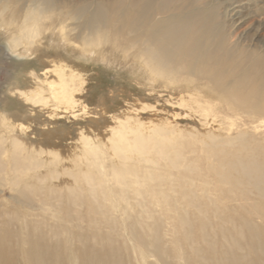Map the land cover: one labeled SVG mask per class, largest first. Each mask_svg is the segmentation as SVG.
I'll return each instance as SVG.
<instances>
[{
  "label": "bare ground",
  "instance_id": "bare-ground-1",
  "mask_svg": "<svg viewBox=\"0 0 264 264\" xmlns=\"http://www.w3.org/2000/svg\"><path fill=\"white\" fill-rule=\"evenodd\" d=\"M193 3L100 0L93 8L88 0H0V74L7 70L8 79L0 95V264H182L179 260L185 264H264V244L258 242L264 229L253 226L251 216L235 220L234 210L227 214L230 227L225 228L224 216L219 229L211 232L213 225L205 215L212 213L220 219L224 201L235 204L242 198L204 196L211 210L202 209L197 198L206 188L201 194L191 189L197 180L187 174L192 163L178 149L175 129L166 123L146 131L140 117L129 112L123 117L111 115L115 124L105 127L107 110L92 109L88 103L78 108L75 79L81 75L72 73L74 67L56 52L62 44L91 55L96 49L107 67L119 61L140 65L146 69L149 86L160 83L171 97L188 91L206 116L217 107L226 117L247 116L252 123H261L264 51L231 46L217 7ZM71 20L80 22L70 24ZM2 43L18 59L25 52L38 62L42 57V68L28 67L22 72L28 78L17 80L14 66L3 61L12 55ZM48 46L56 55L49 53ZM13 97L18 105L15 110L8 107ZM185 100L180 98L182 105ZM87 117V123L77 122ZM67 119L77 131L75 137L69 136L70 145L58 142L63 138L58 137L59 122ZM208 134L211 139L216 136L212 129ZM103 135L107 138L102 139ZM243 148L253 156L236 150L232 157L221 159L227 170L223 183L230 191L244 185L254 188L259 195V201L252 204L256 209L264 203V161L254 159L251 145ZM231 170L238 172L234 179ZM33 197L39 209H59L58 214L51 212L57 216L55 222L31 218L26 210L19 214L20 207L34 208ZM183 203L202 214L205 211L204 216L182 214L179 205ZM74 206H84L85 213ZM161 206L178 216L185 241L195 239L197 224L205 232L202 238L207 245L212 236L223 238L221 254L209 258L202 246L190 245L187 257L180 252L173 255L158 233L164 227V215L155 218L153 213ZM118 209L125 219L136 218L126 227L137 246L126 239L118 243L120 237L125 238L118 228ZM135 209L140 210L133 215ZM146 219L153 224L144 223ZM243 229L252 230L249 242L239 237ZM217 255L219 259H211ZM153 257L155 263L150 261Z\"/></svg>",
  "mask_w": 264,
  "mask_h": 264
},
{
  "label": "rangeland",
  "instance_id": "rangeland-1",
  "mask_svg": "<svg viewBox=\"0 0 264 264\" xmlns=\"http://www.w3.org/2000/svg\"><path fill=\"white\" fill-rule=\"evenodd\" d=\"M101 1L111 3L113 0ZM88 2L92 4V7H96L100 0H88ZM188 2L190 5H193V2H195V5L200 7H217L218 14L222 21L223 30L228 33V41L231 46L238 50L247 49L261 52L264 51V0H185V3ZM60 9H64V7H60ZM69 22L70 24H77V22L80 21L71 20ZM2 44L6 46L7 53L12 55L11 59H6L4 57L3 61H5L6 64L14 66L16 69L15 75L18 74L16 78L17 80L24 81L27 75L22 72H24L25 69H28V67L29 69L34 67L36 69L42 68L40 64V62H42L41 60H43L42 57L38 59L40 61L38 62L35 61L36 59L33 60L34 58L32 55L28 56L25 52V54L21 55V58L18 59L6 43ZM106 46L107 45H105V47ZM63 47H66V45L62 44L61 49L56 52L63 57L69 65L74 67L75 71L72 73H78L81 75L80 79H75L78 91L76 96L78 98L77 103L79 104V109H81L84 104L88 103L89 107L92 109L103 108L107 110L109 113L106 114L105 117L108 120L105 124L102 123V125H105L107 128L108 125L111 126L115 124V120L111 119V115L123 117L125 112L132 113L135 117H140L143 126L145 125L144 127H146V131H150L155 125L167 123L171 128L175 129V134L173 136L176 139L178 149L180 148L183 158H186L189 163H192V171H189L187 174L194 177L197 182L194 186H191V189L193 191L198 190L197 192L201 194V189H204L203 187L206 188V193H202L203 195H199L200 197L197 198L201 199L202 209L205 210L207 207L208 210H211V207L205 205L208 202V196L232 197L238 200L242 198L240 202L238 201V203L236 202L235 204L233 201L229 203L228 201H224L226 203H222L219 208V211H222L220 219L215 218L212 213H210L209 216L208 214L205 215V218L213 225L211 232L215 229H219L217 224L224 222V220L227 222L225 228L230 227L232 222L230 218L227 217V214H232L234 210L237 211V215L234 218L235 220L243 218L242 221H244L245 217L251 216L255 223L253 226L257 225L260 229H264V219L261 218L263 216L262 214H264V203L261 202L258 204L256 209L252 207L253 203L259 201L257 191L254 188L245 185L241 186L242 188L240 189L238 187H233L230 191L229 186L223 183V181H226L227 172L225 173V171L227 170L221 163V159L227 156L232 157V153L236 150L241 151L244 156H253V154L243 148L244 145L247 146L248 144L253 147L250 152L254 151L256 157L254 159L258 162H263L264 121L261 123H252L249 117L236 116L235 114L226 117L227 114L220 109H217V107H215V109H210L206 116L203 114V109L190 97L188 91L183 92V94L181 93L182 95L175 94L171 97L168 95V90L166 91V89L159 86L160 83L150 87L148 79L146 78V69H142L138 64L128 66L119 61L113 62L111 66L107 67L106 64L98 58L99 53L96 49L92 51L93 54L91 55V52L84 53L70 45H68L65 50ZM48 49L49 53L54 54V51L49 48V46ZM25 58H29V60L26 61V65L24 64V66H20L19 63H22ZM44 66V68H47L45 64ZM138 68H140L141 72ZM5 72H7V70L4 69L0 74V95L4 93L7 88L8 79L5 76ZM196 83L200 84L201 82L200 80H197ZM181 97L186 99L183 105L180 101ZM196 97L203 99L201 96ZM15 100L16 99L13 97V102L10 101L8 103V107H10L11 110H15L18 106ZM88 119V117L85 119L80 118L77 122L87 123ZM134 120L135 119L133 118L131 120L133 124H135ZM59 123L61 126L59 129H62L58 130V137L63 138H59L58 142L61 143V141H64V145H70L71 138L69 136L75 137L77 131L73 130V125H71V122L68 119L66 121H60ZM94 127L95 124L93 128ZM97 128L100 129L99 126ZM211 129L216 134L214 139H211L208 134V131ZM68 130L71 132L68 133ZM67 133L68 135H66ZM101 138L106 139L107 137H104L103 135ZM229 138L232 140H228ZM233 170L231 171L232 178L234 179L238 175V172ZM175 185H177V183ZM46 187L47 186H45L44 189H46ZM240 190L243 193L242 195ZM172 195L174 196L175 192H173ZM204 196L207 197L203 198ZM178 197L181 198L180 195ZM130 198L133 202L132 193H130ZM32 200L34 208L20 207L19 209L21 212H19V214H23L26 210L31 218H45L52 223L57 220V216L54 215L52 217L51 212L58 214V208L50 206L52 209L46 212L44 209L37 208L39 202L36 197H33ZM163 206H165V204H163ZM14 208L15 210H18L17 207ZM74 208L85 213L84 206H74ZM164 209L165 208L162 206L158 207L153 213L155 214V218L164 215V227L159 228L158 233L160 236H164V241L169 244L170 252L173 253V255L180 252L184 254L186 253L185 256L187 257L191 253L189 249L190 245H194L195 247L202 246L203 249H206L205 251L208 252V257L217 253L219 255L223 247V238L219 235L212 236L209 245H207L204 237L202 238L205 232L202 226L200 227L197 224L193 230V237L195 239L192 241L190 240L191 242L185 241L183 237V232L185 230L182 228L178 216H174V212L166 213ZM179 209L182 210L180 211L182 214L186 211L190 217L199 214L204 216L205 213V211H203V214L200 213L199 209L191 207L186 203L180 204ZM138 210L140 209H135L133 215H136ZM112 211L115 213V210ZM116 211H118V228L122 229L125 233V238L120 237V242L118 243L121 245L122 240L126 239L130 245L137 246V242L133 241L130 237V232L126 227L129 223H135L136 218L125 219L120 209ZM219 214L220 213H218V215ZM224 216L226 219L222 220ZM257 216H260V218ZM148 221L146 219L144 223H148ZM62 223L65 226H71L69 222L64 220H62ZM151 224H153V220L149 221V225ZM146 225L147 224L144 225L145 229L147 228ZM86 228L87 224L85 222L82 230L85 231ZM247 230L248 229H243L244 232L239 235V237L242 238V242H249L252 230H248V232ZM259 238V244L263 245L264 234L260 235ZM111 241L108 240L106 243ZM230 242H232V240L226 242L225 245L228 247ZM218 255L211 257V259H219L220 256ZM150 261L155 263L156 258H150ZM179 261H181L182 264H185L184 260Z\"/></svg>",
  "mask_w": 264,
  "mask_h": 264
}]
</instances>
